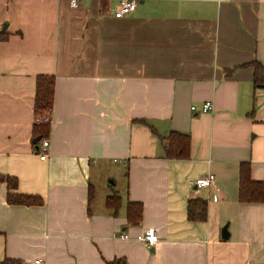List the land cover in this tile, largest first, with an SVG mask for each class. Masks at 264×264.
Here are the masks:
<instances>
[{
	"label": "crops",
	"instance_id": "0c3cea01",
	"mask_svg": "<svg viewBox=\"0 0 264 264\" xmlns=\"http://www.w3.org/2000/svg\"><path fill=\"white\" fill-rule=\"evenodd\" d=\"M117 6L0 0L9 32L0 42V174L43 198L9 204L0 183V262L264 264V203L239 200L242 163L264 181V89L249 64L264 65V0H138L122 18ZM41 74L55 77L44 160L34 129ZM173 131L189 134L188 157L166 155ZM112 164L120 189L105 184ZM202 176L213 185L197 187ZM101 184L111 192L99 194ZM114 192L117 215L106 206ZM196 198L208 202L206 221L187 216ZM128 200L143 204L137 225ZM150 227L160 238L152 247L135 239Z\"/></svg>",
	"mask_w": 264,
	"mask_h": 264
},
{
	"label": "trees",
	"instance_id": "16d2710c",
	"mask_svg": "<svg viewBox=\"0 0 264 264\" xmlns=\"http://www.w3.org/2000/svg\"><path fill=\"white\" fill-rule=\"evenodd\" d=\"M9 38L7 30L0 29V42ZM254 68V87L264 89V65L258 60L249 63ZM55 77L49 74H41L37 78L34 110L36 117L50 115L54 106ZM36 137H45L50 124L41 122L35 124ZM165 146L166 155L170 158H186L189 156L190 136L178 131L171 132ZM8 186L7 201L9 204L33 205L43 204V198L35 194L21 193L17 190L18 179L9 175L0 174V183ZM239 200L241 202L264 203V181H256L251 177V168L248 162L240 167ZM106 206L114 215H117L123 206V200L118 192L110 194L106 198ZM208 202L204 198L190 199L188 201L187 216L189 220L203 222L207 219ZM126 217L129 224L137 225L143 220V204L139 201L128 200L126 205ZM0 264H26L21 259L5 258ZM109 264H127L126 259L118 258L109 261Z\"/></svg>",
	"mask_w": 264,
	"mask_h": 264
},
{
	"label": "built area",
	"instance_id": "2783aa9c",
	"mask_svg": "<svg viewBox=\"0 0 264 264\" xmlns=\"http://www.w3.org/2000/svg\"><path fill=\"white\" fill-rule=\"evenodd\" d=\"M78 1L79 0H71V4L76 7L78 5ZM137 5H138V0H118V6L116 10L114 11V15L115 17L122 18L134 12L137 8ZM212 108H213V103L211 101H206L202 105V110L204 111H208ZM192 109L195 110L197 109V107L192 106ZM38 121L40 123L49 122L50 115H46L45 117H39ZM49 145H50L49 139L43 138L41 141V148L39 149L40 158L43 160L49 156V153H48ZM195 183L197 187H200V188L210 187L213 185V178L210 176H202V177H199L195 181ZM120 236L123 239L131 238L129 234H126V233H122ZM135 239L138 241L144 242L149 247L157 245L160 241L158 231L154 227L147 228L145 231L137 235ZM36 263L43 264V261L39 259V260H36Z\"/></svg>",
	"mask_w": 264,
	"mask_h": 264
},
{
	"label": "rangeland",
	"instance_id": "374dc122",
	"mask_svg": "<svg viewBox=\"0 0 264 264\" xmlns=\"http://www.w3.org/2000/svg\"><path fill=\"white\" fill-rule=\"evenodd\" d=\"M112 174L109 176V177H106L104 180H105V184L106 186L108 187V184L109 183H112L113 181H116L117 182V188L120 189L121 187V182H122V179H121V176L120 175V170L122 171V169L118 166V165H113L112 164ZM104 186L103 184H101V186H98V193L101 194L102 192H111L108 190V188ZM105 187V189H104Z\"/></svg>",
	"mask_w": 264,
	"mask_h": 264
},
{
	"label": "water",
	"instance_id": "95a60500",
	"mask_svg": "<svg viewBox=\"0 0 264 264\" xmlns=\"http://www.w3.org/2000/svg\"><path fill=\"white\" fill-rule=\"evenodd\" d=\"M6 28H7V24H4V25H3V30H6ZM40 138H41V137H37V138L35 139V142L39 141ZM222 237H223L224 239H228V238L230 237V233H229V230H228V225H225V227H223V229H222Z\"/></svg>",
	"mask_w": 264,
	"mask_h": 264
}]
</instances>
